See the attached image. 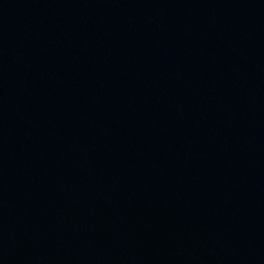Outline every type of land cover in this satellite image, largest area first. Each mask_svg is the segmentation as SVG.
I'll return each instance as SVG.
<instances>
[{
	"label": "water",
	"instance_id": "95a60500",
	"mask_svg": "<svg viewBox=\"0 0 264 264\" xmlns=\"http://www.w3.org/2000/svg\"><path fill=\"white\" fill-rule=\"evenodd\" d=\"M0 264H264V0H0Z\"/></svg>",
	"mask_w": 264,
	"mask_h": 264
}]
</instances>
